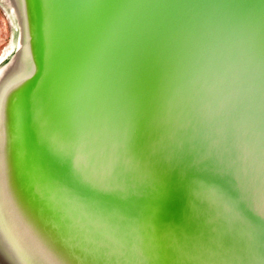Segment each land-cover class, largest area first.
Listing matches in <instances>:
<instances>
[{
  "label": "water",
  "instance_id": "95a60500",
  "mask_svg": "<svg viewBox=\"0 0 264 264\" xmlns=\"http://www.w3.org/2000/svg\"><path fill=\"white\" fill-rule=\"evenodd\" d=\"M0 6V264H264V0Z\"/></svg>",
  "mask_w": 264,
  "mask_h": 264
},
{
  "label": "rangeland",
  "instance_id": "374dc122",
  "mask_svg": "<svg viewBox=\"0 0 264 264\" xmlns=\"http://www.w3.org/2000/svg\"><path fill=\"white\" fill-rule=\"evenodd\" d=\"M13 30L7 14L0 6V56L12 40Z\"/></svg>",
  "mask_w": 264,
  "mask_h": 264
},
{
  "label": "bare ground",
  "instance_id": "6f19581e",
  "mask_svg": "<svg viewBox=\"0 0 264 264\" xmlns=\"http://www.w3.org/2000/svg\"><path fill=\"white\" fill-rule=\"evenodd\" d=\"M11 52L10 47H7L4 51V53L0 56V64L5 60V58L8 56V54Z\"/></svg>",
  "mask_w": 264,
  "mask_h": 264
}]
</instances>
